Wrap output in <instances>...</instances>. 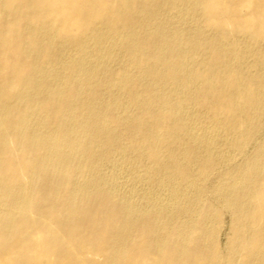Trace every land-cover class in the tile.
Masks as SVG:
<instances>
[{
  "label": "bare ground",
  "instance_id": "bare-ground-1",
  "mask_svg": "<svg viewBox=\"0 0 264 264\" xmlns=\"http://www.w3.org/2000/svg\"><path fill=\"white\" fill-rule=\"evenodd\" d=\"M0 264H264V0H0Z\"/></svg>",
  "mask_w": 264,
  "mask_h": 264
},
{
  "label": "rangeland",
  "instance_id": "rangeland-1",
  "mask_svg": "<svg viewBox=\"0 0 264 264\" xmlns=\"http://www.w3.org/2000/svg\"><path fill=\"white\" fill-rule=\"evenodd\" d=\"M222 236H223V235H222ZM222 236H221V239L223 240V239H224V237H222Z\"/></svg>",
  "mask_w": 264,
  "mask_h": 264
}]
</instances>
